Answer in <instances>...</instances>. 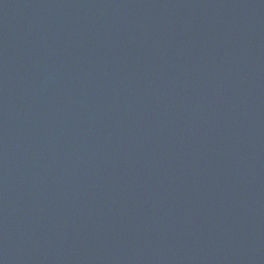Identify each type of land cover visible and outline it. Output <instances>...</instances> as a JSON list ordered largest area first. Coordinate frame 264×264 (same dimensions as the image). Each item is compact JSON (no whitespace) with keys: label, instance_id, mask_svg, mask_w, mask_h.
Masks as SVG:
<instances>
[{"label":"water","instance_id":"1","mask_svg":"<svg viewBox=\"0 0 264 264\" xmlns=\"http://www.w3.org/2000/svg\"><path fill=\"white\" fill-rule=\"evenodd\" d=\"M0 264H264V0H0Z\"/></svg>","mask_w":264,"mask_h":264}]
</instances>
